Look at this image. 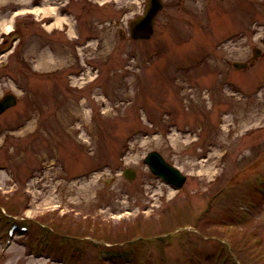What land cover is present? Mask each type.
I'll return each mask as SVG.
<instances>
[{
	"label": "rangeland",
	"instance_id": "rangeland-1",
	"mask_svg": "<svg viewBox=\"0 0 264 264\" xmlns=\"http://www.w3.org/2000/svg\"><path fill=\"white\" fill-rule=\"evenodd\" d=\"M147 1L121 0L127 12L118 14L78 0L66 32L62 19L40 28L37 18L51 14L33 0H0V97L19 98L0 116L4 215L111 247L191 229L132 242L141 258L115 263L80 241V264H264V0H164L154 36L133 39L129 21ZM234 30L233 42L223 39ZM153 150L187 175L182 188L151 172ZM34 233L1 237L0 264H54L27 255ZM40 235L53 250L60 244Z\"/></svg>",
	"mask_w": 264,
	"mask_h": 264
},
{
	"label": "water",
	"instance_id": "water-1",
	"mask_svg": "<svg viewBox=\"0 0 264 264\" xmlns=\"http://www.w3.org/2000/svg\"><path fill=\"white\" fill-rule=\"evenodd\" d=\"M163 8V0H149L148 6L141 16L133 19L130 22V34L134 39L150 38L155 30V20L159 12ZM237 67H243L245 64L236 62ZM17 98L14 94H7L0 100V114L7 108L15 105ZM151 170L165 179L173 182L177 186H182L186 177L174 166L165 161L163 156L158 151H151L145 158ZM136 171L130 167L124 169V175L133 179L136 176Z\"/></svg>",
	"mask_w": 264,
	"mask_h": 264
},
{
	"label": "flooded vegetation",
	"instance_id": "flooded-vegetation-1",
	"mask_svg": "<svg viewBox=\"0 0 264 264\" xmlns=\"http://www.w3.org/2000/svg\"><path fill=\"white\" fill-rule=\"evenodd\" d=\"M34 1V5L38 6V8H41L43 6H47V5H52L56 8L54 15L52 16H47L46 17H41V18H37L38 24L41 27H49L51 26V24H55V22L58 21V19L60 18L63 20H66L69 18L70 13H72V8L74 3H76L78 0H33ZM95 2H100L102 7H105L107 9H115V11H118V14H120L121 12V0H94ZM248 5V2L246 3ZM69 22L67 21H63L61 23V28L64 29L66 32L69 31L70 27L68 25ZM248 32H249V22H247V28L243 27L242 29V37L245 38L246 40H248ZM264 41V38L262 39ZM254 50V49H253ZM262 52V50L260 51V53ZM254 56H255V51H254ZM253 57L251 58V60L249 61H245L248 63V65L253 64ZM2 79V77H0V80ZM4 95V94H3ZM2 95V96H3ZM1 96V97H2ZM0 97V99H1ZM19 101V98H17V102ZM11 109V108H9ZM9 109L5 110L4 112H2L0 114L3 115L5 114V112H7ZM18 127H21V123L17 124ZM15 215H13V217H19L18 215H16V213H14ZM20 218V217H19Z\"/></svg>",
	"mask_w": 264,
	"mask_h": 264
},
{
	"label": "bare ground",
	"instance_id": "bare-ground-1",
	"mask_svg": "<svg viewBox=\"0 0 264 264\" xmlns=\"http://www.w3.org/2000/svg\"><path fill=\"white\" fill-rule=\"evenodd\" d=\"M56 8L52 5H47V6H43L41 8H36V10H34L35 12L41 14H50V13H53L55 12ZM12 29V24L11 25H8V32ZM208 59V58H207ZM206 59V60H207ZM206 60L204 61V63L206 62Z\"/></svg>",
	"mask_w": 264,
	"mask_h": 264
}]
</instances>
